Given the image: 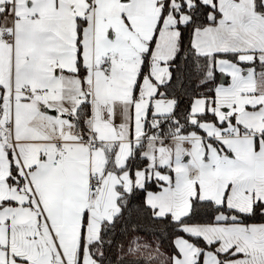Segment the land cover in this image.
Returning a JSON list of instances; mask_svg holds the SVG:
<instances>
[{
  "label": "crops",
  "instance_id": "obj_1",
  "mask_svg": "<svg viewBox=\"0 0 264 264\" xmlns=\"http://www.w3.org/2000/svg\"><path fill=\"white\" fill-rule=\"evenodd\" d=\"M26 3L27 0H0V15L11 16V30L24 42L37 25L30 22L18 26L15 21L18 14L24 13ZM162 4L163 0H148L145 15L118 19L113 31L105 25L104 19L93 17L90 33L82 39L81 69L77 61V68L56 70L57 77L63 76L61 85L53 79L56 65H52L51 70L45 65L26 67L24 73L32 79L31 83H42L50 92L39 88L37 94L34 92V97L28 99L24 90L32 88L31 83L24 89L15 83L14 77L8 84L9 74L0 75V125L11 128L9 138L0 131V250L32 249L31 245L39 242V236L45 231L56 243L63 260L76 264L86 220L82 264H98L90 254V245L98 240L102 223L112 221L120 212L118 188L128 193L139 187L135 174L131 175L126 166L135 147L143 141L148 115L142 110L136 112L140 72L134 89L132 78L129 80L132 85L123 92V87L110 85V75L104 69L98 71V67L105 60L110 68L127 61L133 70L141 71L144 54L155 37L151 56L156 57ZM217 9L221 14L217 23L196 29L192 45L199 55L236 54L240 63L249 65L243 69L237 62L223 58L216 62L217 70L226 77V82L216 89V107L227 109L224 105H234L232 97L226 96L223 90L224 85L237 83L240 98L236 99L234 111L244 109L249 103L244 97L255 90L256 80L257 85L259 81L264 82V71L257 72L254 66L255 61L264 63V15L255 12L254 0H217ZM170 29H174L178 43V29L175 26ZM5 33L9 32L1 35ZM9 34L12 38L8 42L14 48V35ZM175 53L176 50L166 56L164 62L168 64ZM2 59L6 57L0 53V61ZM2 66L0 62V70ZM156 95L157 91L149 105L152 99H157ZM259 100L253 102V107H258ZM87 102L90 117L83 130L76 120L79 108ZM217 108L215 114L220 121L222 115ZM234 111L227 118L235 119V127L238 124L249 132L225 136L234 142L232 179H243L239 188L234 184L228 199H247L254 207L256 203L264 204V110L242 112L237 118ZM136 118L143 123L139 131L135 130ZM234 125L229 124L228 128L237 130ZM11 140H15L16 145H12ZM244 141L249 142L248 146L241 143ZM59 148H65L68 154L54 165ZM109 155L113 157V166L122 169L120 173L107 168ZM12 162L22 178L20 185L9 182ZM95 176L100 177L103 184L97 193H91L89 183ZM247 186L248 192L244 194ZM230 207L239 210V206ZM76 228L79 239L68 247V236H76ZM209 228L213 233L201 237L208 244L217 242L219 254L233 255L225 264H264V224H217ZM192 252L191 264L196 263L201 253L204 264H220L218 256L211 251L197 247Z\"/></svg>",
  "mask_w": 264,
  "mask_h": 264
},
{
  "label": "rangeland",
  "instance_id": "obj_2",
  "mask_svg": "<svg viewBox=\"0 0 264 264\" xmlns=\"http://www.w3.org/2000/svg\"><path fill=\"white\" fill-rule=\"evenodd\" d=\"M202 1L212 3V0ZM33 2L35 4L31 5ZM146 7H148V0H27L26 7L23 8L25 9L24 13L18 14L15 19L18 26H24L30 22L37 23L27 42H24L17 34H13L11 16L0 15V35L4 32H11L14 35L13 42H15L13 48L8 40H2L0 37V53L6 57L0 61L3 65L0 75L9 74L8 84L14 77L15 83L25 89L32 82V79L26 77L24 73L26 67L45 65L51 70V66L56 65L53 69V79L61 85L63 76L57 77L56 70L77 68L80 49L82 53V39L88 32L90 33L93 17L104 19L105 25L109 27L110 31H113L118 19L143 16L146 14ZM176 12L177 10L171 14L167 13L161 21L157 34V56H151L149 69L140 82L136 112L142 110L146 114L149 109L151 114L157 116L172 113L174 110L175 102L169 99H152L151 105L149 104L150 98L156 94L157 86L167 82L170 77V66L164 62V59L171 52L177 50L176 39L172 32L174 29L171 30L170 27L175 26L176 28L177 24H185L191 20L188 14L183 13L177 16ZM78 38L81 47L78 45ZM105 64L106 60L98 67V71L104 69L110 75L108 81L110 85L123 87L124 92L125 88L132 85L129 80L134 78V89L140 69L133 70L127 61H121L112 68ZM231 84L224 85L223 92L226 96L232 97L234 105H224L230 111L223 106L216 107L222 115L220 123L218 122L220 125L215 122H203L201 124L202 136L196 134L188 138L167 141L152 140L146 143L141 153L142 157L146 159V166L135 171V179L140 188L148 181H152L153 186L160 188L147 193V204L156 210L157 216H170L179 221L190 213L195 199L211 200L218 205L226 203L229 207L231 205L239 206L237 208L244 213L252 211L253 207L246 202L247 199H233L234 197L228 199V193L234 189V184L235 188H239L243 180L241 177L232 179L230 166L234 163L231 157V148H233L234 142L225 138L229 133L240 136L241 131L240 125L236 124L235 127L234 123H237L235 119L233 123L232 118H227V115H230L232 110L234 111L236 99L240 98L238 84ZM30 86L36 94L37 90H40L39 88L47 89L50 92L49 87L42 83H31ZM244 98L249 100L248 106L235 110L234 112L238 114L235 115V118L242 112L264 110V82L259 81V85H257L256 80L255 90L245 95ZM257 99H260V103L258 107H253L252 104ZM223 109L224 111H222ZM207 110L212 112L213 105H208L204 98L196 99L192 106V120L195 121L196 115L205 113ZM221 123H226V126L223 127ZM232 123L237 130L228 128ZM142 127L143 123L141 120L139 121V118H136L135 130L139 131ZM253 133L257 134L258 132ZM241 143L244 146L249 144L248 141ZM246 192H248V186L243 190L244 194ZM219 219H224V216L220 215ZM184 229L193 236L209 237L213 233L209 226L204 225H194ZM75 230L76 236H68V247L73 246V240L79 239V231L77 228ZM35 241L37 240L35 239ZM38 241L31 245L32 249L21 247L13 251L0 250V264H72L69 259L63 260L59 248L47 232L44 231ZM177 246L181 257L175 258V264H191L194 258L192 251L197 247L184 238L177 240Z\"/></svg>",
  "mask_w": 264,
  "mask_h": 264
},
{
  "label": "trees",
  "instance_id": "obj_3",
  "mask_svg": "<svg viewBox=\"0 0 264 264\" xmlns=\"http://www.w3.org/2000/svg\"><path fill=\"white\" fill-rule=\"evenodd\" d=\"M161 8L162 14L157 34L161 21L166 17L169 8H171L170 13L177 10V16L186 13L191 20L185 24H177L179 38L176 53L168 63L170 77L167 82L159 84L157 88V99L173 100L175 108L172 113L157 116L151 114L149 110L145 121L143 141L135 147L126 166V170L128 169L133 176L136 170L146 166V159L141 153L148 141L188 138L196 134L202 136L201 124L203 122H215L220 125L214 111L216 89L221 79V72L216 66L219 58L237 62L243 69L249 67V65L240 63L236 54L199 55L192 45L193 33L196 29L214 25L220 18L217 0H212L210 4L202 0H163ZM254 9L255 12L264 15L263 0H254ZM155 40L156 37L149 43V49L144 54V62L136 86L137 93L140 82L149 69ZM78 45L80 47L79 38ZM254 66L257 72L264 71V63L255 61ZM78 67L81 69V50L78 52ZM198 98H204L208 105H213V111L207 110L205 113L196 115L193 121L192 106ZM89 117L90 105L87 102L78 110L76 120L78 127L85 130ZM231 120L234 123V119ZM221 125L224 127L226 123H221ZM241 131L249 132L242 128ZM113 165V157L109 155L107 168L116 170L117 173L122 171ZM21 179L17 167L12 162L9 182L20 185ZM153 184L152 181H148L143 187H134L128 193L123 188H118L120 212L112 221L102 223L98 240L90 245V254L98 264H175V258L180 257L177 246L179 238H184L200 250L215 253L220 264H225L233 258V255L219 254L217 242L208 244L201 236L190 235L184 228L194 225L264 224L263 203H256L250 213H243L229 207L226 203L218 205L211 200L195 199L190 213L179 221L170 216H157L156 210L147 204V193L160 189ZM220 215H223L224 219H219ZM85 226L86 220L82 226L76 264H82ZM195 264H204L203 253L199 254Z\"/></svg>",
  "mask_w": 264,
  "mask_h": 264
},
{
  "label": "built area",
  "instance_id": "obj_4",
  "mask_svg": "<svg viewBox=\"0 0 264 264\" xmlns=\"http://www.w3.org/2000/svg\"><path fill=\"white\" fill-rule=\"evenodd\" d=\"M12 36L9 33H5L3 35H1V39H5V40H9L11 39ZM24 93L26 94V96L28 97V99H32L35 95L34 90H32L31 88H27L24 90ZM0 131L2 132L3 136L9 138L11 136V128L7 127L4 128L2 125H0ZM235 134L231 133L230 137H234ZM11 144L12 145H16V141L15 140H11ZM68 154V152L66 151L65 148H59L58 151V155L56 157V160L54 162V165H57L58 162H60L64 157H66ZM103 182L102 179L98 176L92 177L89 183L90 186V191L91 193H96L100 190L101 186H102Z\"/></svg>",
  "mask_w": 264,
  "mask_h": 264
},
{
  "label": "water",
  "instance_id": "obj_5",
  "mask_svg": "<svg viewBox=\"0 0 264 264\" xmlns=\"http://www.w3.org/2000/svg\"><path fill=\"white\" fill-rule=\"evenodd\" d=\"M171 12V8L168 9V13ZM226 82V77L225 75L222 74L221 79H220V84H224Z\"/></svg>",
  "mask_w": 264,
  "mask_h": 264
}]
</instances>
